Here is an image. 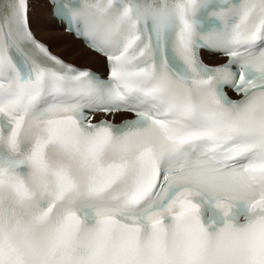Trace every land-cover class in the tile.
Returning <instances> with one entry per match:
<instances>
[{
	"label": "snow or ice",
	"instance_id": "6c2138e0",
	"mask_svg": "<svg viewBox=\"0 0 264 264\" xmlns=\"http://www.w3.org/2000/svg\"><path fill=\"white\" fill-rule=\"evenodd\" d=\"M49 2L106 73L0 0V264H264V0Z\"/></svg>",
	"mask_w": 264,
	"mask_h": 264
},
{
	"label": "bare ground",
	"instance_id": "6f19581e",
	"mask_svg": "<svg viewBox=\"0 0 264 264\" xmlns=\"http://www.w3.org/2000/svg\"><path fill=\"white\" fill-rule=\"evenodd\" d=\"M29 3V23L38 40L45 43L54 54L73 65L105 71L104 60L87 50L80 41L65 34L63 27L52 18L49 0H29ZM209 62L218 64L223 62V59L211 57Z\"/></svg>",
	"mask_w": 264,
	"mask_h": 264
}]
</instances>
